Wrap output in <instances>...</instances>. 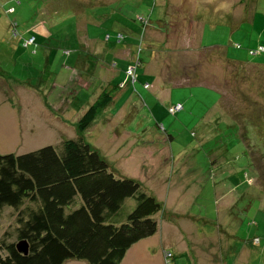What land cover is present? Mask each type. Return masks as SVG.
I'll list each match as a JSON object with an SVG mask.
<instances>
[{
	"label": "rangeland",
	"instance_id": "1",
	"mask_svg": "<svg viewBox=\"0 0 264 264\" xmlns=\"http://www.w3.org/2000/svg\"><path fill=\"white\" fill-rule=\"evenodd\" d=\"M10 23L34 44L19 46ZM258 45L264 0H0V155L76 139L108 89L81 137L162 206L120 264H264ZM13 220L2 212L0 238Z\"/></svg>",
	"mask_w": 264,
	"mask_h": 264
},
{
	"label": "trees",
	"instance_id": "2",
	"mask_svg": "<svg viewBox=\"0 0 264 264\" xmlns=\"http://www.w3.org/2000/svg\"><path fill=\"white\" fill-rule=\"evenodd\" d=\"M12 24L11 37L19 46L31 38L34 44L33 36L20 38ZM260 54L264 48L259 45L247 50L251 57ZM139 64L140 60L138 66L128 65L135 67L131 84ZM185 87L202 86L175 88ZM112 97L108 89L101 90L79 118L76 139L19 155H0V216L8 210L14 218L1 234L0 264H64L70 260L120 264L132 245L156 233L161 204L137 181L116 176L109 163L81 137ZM231 126L234 131L229 134L248 145L249 135L239 140L236 125ZM19 242L26 244L25 255L16 250Z\"/></svg>",
	"mask_w": 264,
	"mask_h": 264
},
{
	"label": "built area",
	"instance_id": "3",
	"mask_svg": "<svg viewBox=\"0 0 264 264\" xmlns=\"http://www.w3.org/2000/svg\"><path fill=\"white\" fill-rule=\"evenodd\" d=\"M32 44V38L31 39H29V40H27V41H25L24 42V44H23V47H27V46H29V45H31ZM134 69H135V67H128V70L126 71V73H128V74H131V76H133V74H134ZM179 106H176V108H178ZM175 111V110H174Z\"/></svg>",
	"mask_w": 264,
	"mask_h": 264
},
{
	"label": "water",
	"instance_id": "4",
	"mask_svg": "<svg viewBox=\"0 0 264 264\" xmlns=\"http://www.w3.org/2000/svg\"><path fill=\"white\" fill-rule=\"evenodd\" d=\"M16 250L18 253H21L23 255L26 254V244L25 242H19L16 244Z\"/></svg>",
	"mask_w": 264,
	"mask_h": 264
},
{
	"label": "crops",
	"instance_id": "5",
	"mask_svg": "<svg viewBox=\"0 0 264 264\" xmlns=\"http://www.w3.org/2000/svg\"><path fill=\"white\" fill-rule=\"evenodd\" d=\"M216 105H218V104H216ZM216 108H217V106H216Z\"/></svg>",
	"mask_w": 264,
	"mask_h": 264
},
{
	"label": "clouds",
	"instance_id": "6",
	"mask_svg": "<svg viewBox=\"0 0 264 264\" xmlns=\"http://www.w3.org/2000/svg\"><path fill=\"white\" fill-rule=\"evenodd\" d=\"M257 242V241H256Z\"/></svg>",
	"mask_w": 264,
	"mask_h": 264
}]
</instances>
